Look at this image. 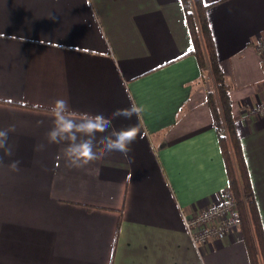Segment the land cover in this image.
Wrapping results in <instances>:
<instances>
[{
    "label": "crops",
    "instance_id": "1",
    "mask_svg": "<svg viewBox=\"0 0 264 264\" xmlns=\"http://www.w3.org/2000/svg\"><path fill=\"white\" fill-rule=\"evenodd\" d=\"M203 2L264 225V0ZM187 23L181 0H0V264H111L117 231L113 264H250L240 229L197 246L184 225L229 190ZM58 99L74 119L135 105L113 122L137 127L129 156L69 167Z\"/></svg>",
    "mask_w": 264,
    "mask_h": 264
},
{
    "label": "trees",
    "instance_id": "2",
    "mask_svg": "<svg viewBox=\"0 0 264 264\" xmlns=\"http://www.w3.org/2000/svg\"><path fill=\"white\" fill-rule=\"evenodd\" d=\"M184 6L187 25L190 27L192 54L199 63L201 71L211 81L208 103L211 107L215 127L219 136L229 189L233 192L242 220L241 235L248 252L250 264H264V225L251 182L242 140L237 132L233 114L231 85L217 61L214 38L206 15L207 6L203 0H181ZM205 75V74H204ZM37 108V107H36ZM117 231L114 239V255L118 242Z\"/></svg>",
    "mask_w": 264,
    "mask_h": 264
},
{
    "label": "clouds",
    "instance_id": "3",
    "mask_svg": "<svg viewBox=\"0 0 264 264\" xmlns=\"http://www.w3.org/2000/svg\"><path fill=\"white\" fill-rule=\"evenodd\" d=\"M264 66V65H262ZM53 116V125L46 136L49 143L63 144V154L69 167L80 168L97 159V144H102L106 152H119L126 158L131 151V145L136 141L138 130L136 126L116 128L114 121L120 118L130 120L139 115L135 105L128 108H119L105 116L102 113H80L79 118H73V110L68 100L58 99L50 108ZM12 129L0 130V150L11 155L8 146V132ZM99 134V140L97 135ZM86 136L88 139H80ZM43 145H38L41 150ZM3 163V157H0ZM19 161H13L9 167L19 170Z\"/></svg>",
    "mask_w": 264,
    "mask_h": 264
},
{
    "label": "built area",
    "instance_id": "4",
    "mask_svg": "<svg viewBox=\"0 0 264 264\" xmlns=\"http://www.w3.org/2000/svg\"><path fill=\"white\" fill-rule=\"evenodd\" d=\"M257 50L264 57V42ZM252 113L264 115V102ZM234 197L229 189L210 208L194 214L183 213L184 225L194 245L203 246L213 239H224L232 230L240 229L242 220Z\"/></svg>",
    "mask_w": 264,
    "mask_h": 264
},
{
    "label": "rangeland",
    "instance_id": "5",
    "mask_svg": "<svg viewBox=\"0 0 264 264\" xmlns=\"http://www.w3.org/2000/svg\"><path fill=\"white\" fill-rule=\"evenodd\" d=\"M261 106V105H260Z\"/></svg>",
    "mask_w": 264,
    "mask_h": 264
}]
</instances>
